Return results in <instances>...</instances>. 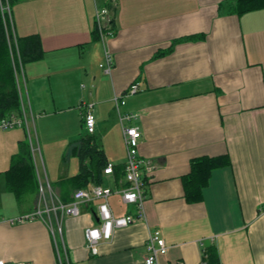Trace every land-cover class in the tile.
<instances>
[{
    "label": "crops",
    "instance_id": "crops-1",
    "mask_svg": "<svg viewBox=\"0 0 264 264\" xmlns=\"http://www.w3.org/2000/svg\"><path fill=\"white\" fill-rule=\"evenodd\" d=\"M236 5L117 0L115 34L104 45L93 38L96 0L15 2L16 34H38L45 51L24 66L22 98L35 115L36 171L53 194L68 198L75 188L70 178L79 164L71 175L67 162L86 132L83 103L93 104L94 137L123 168L127 150L114 98L124 96L120 112L138 114L132 124L142 131L139 152L153 169L145 175L147 221L116 229L93 255L85 229L99 221L97 202L82 205L78 217L66 215L62 234L41 219L9 221L34 210L39 193L19 199L8 190L12 158L30 143L25 127L0 128V260L60 264L64 241L70 264H146L149 234L160 230L168 251L159 264H203L212 244L221 264H264V9L239 15ZM106 49L111 73L102 66ZM134 83L139 91L125 96ZM224 154L230 163L212 170L200 200H189L192 161ZM45 159L60 167L47 171ZM104 177L105 186L126 185L125 174ZM110 203L116 215L134 211L119 193Z\"/></svg>",
    "mask_w": 264,
    "mask_h": 264
},
{
    "label": "built area",
    "instance_id": "built-area-1",
    "mask_svg": "<svg viewBox=\"0 0 264 264\" xmlns=\"http://www.w3.org/2000/svg\"><path fill=\"white\" fill-rule=\"evenodd\" d=\"M117 5V0H103L100 4L96 0L95 24L100 35V40L106 44L107 38L113 36L111 20V10ZM3 12L7 13L12 20V10L9 4L2 7ZM13 26V25H12ZM106 72L111 73L113 66V55L105 50V63L102 64ZM24 77V67L20 63V69L16 70L17 84L21 97V108L17 113H11L7 117L0 120V128L10 129L14 127H25L30 143L32 154L35 156L39 151L38 140L35 129V115L30 107L22 98V83ZM140 86L134 83L126 91V95L135 94L139 91ZM124 96L115 95V103L119 111L120 122L122 126L124 142L127 150V159L125 163L126 185L119 189H114L105 185L92 184L89 187L80 188L74 192L73 199L64 202L60 197L53 194L50 182L43 181L42 175L38 172L40 188L38 203L34 210L18 215L9 221L11 223H24L36 219L43 220L51 229L53 234L57 230L62 234V223L66 215L78 217L81 215L82 205H88L97 202V213L99 221L95 225L85 229V237L87 247L93 255L98 254L99 245L102 241L110 240L114 231L118 228H125L137 221H147V212L145 206V184L146 173L153 169L150 160L144 158L139 147L142 138V131L139 126L133 125L132 122L138 117L137 113L120 112V106L125 104ZM92 103H83V116L85 129L88 134L95 133L96 118L92 111ZM106 175L114 174V164L109 163L104 170ZM119 193L122 201L132 206L134 211L124 215H116L110 203V197ZM58 259L60 264H70L67 248L64 244L62 247L57 245ZM148 255L145 258L146 264H159V256L167 253L168 245L160 230L151 231L147 241ZM205 254V250H204ZM206 255V254H205ZM0 264H8L4 260H0ZM11 264H29L26 262H15ZM203 264H206L204 261Z\"/></svg>",
    "mask_w": 264,
    "mask_h": 264
},
{
    "label": "trees",
    "instance_id": "trees-1",
    "mask_svg": "<svg viewBox=\"0 0 264 264\" xmlns=\"http://www.w3.org/2000/svg\"><path fill=\"white\" fill-rule=\"evenodd\" d=\"M17 0H0V120L21 108V97L16 78V70L33 61L44 57L45 51L38 34L18 36L10 16L3 12L2 7L9 4L12 10ZM236 12L239 15L264 9V0H236ZM13 20V17H12ZM95 40L100 39L95 26ZM20 57V58H19ZM79 159V171L70 178L74 190L70 197L62 198L64 202L73 199L74 192L92 184L103 185L105 168L110 163L105 150L93 134L85 132L75 147ZM230 163L228 155L202 156L192 161V170L187 177V198L198 201L202 190L208 184L214 168ZM117 181L125 174V166L114 165ZM32 152L27 142H22L20 150L12 158L11 166L6 172L7 188L19 199L25 194L39 193V181ZM206 264H221L218 250L214 244L205 248Z\"/></svg>",
    "mask_w": 264,
    "mask_h": 264
},
{
    "label": "rangeland",
    "instance_id": "rangeland-1",
    "mask_svg": "<svg viewBox=\"0 0 264 264\" xmlns=\"http://www.w3.org/2000/svg\"><path fill=\"white\" fill-rule=\"evenodd\" d=\"M6 8H7V5H6ZM10 23H11V19H10ZM57 161L61 162L60 160H57ZM57 161H53V159L52 160L51 159H45V166L47 168V171L52 172L53 169L56 170L57 168H59L60 163H57ZM67 164L69 166V173L71 175L74 174L78 170V164H79L78 157L75 155H70ZM39 166H40V169H42V165H39Z\"/></svg>",
    "mask_w": 264,
    "mask_h": 264
}]
</instances>
